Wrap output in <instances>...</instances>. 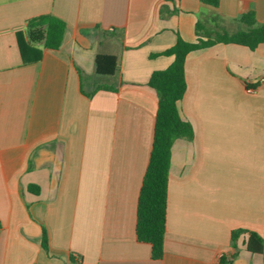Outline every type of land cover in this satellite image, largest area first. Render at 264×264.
I'll use <instances>...</instances> for the list:
<instances>
[{
    "label": "crops",
    "instance_id": "1",
    "mask_svg": "<svg viewBox=\"0 0 264 264\" xmlns=\"http://www.w3.org/2000/svg\"><path fill=\"white\" fill-rule=\"evenodd\" d=\"M248 11L264 24V0H0V264H264L245 235L235 257L230 245L236 229L264 237V43L186 56L177 108L193 136L171 145L160 260L134 230L157 108L148 80L173 61L151 55L177 35L194 42L197 22L245 30ZM40 14L65 22L59 49L28 43ZM99 54L117 57L114 75L95 73Z\"/></svg>",
    "mask_w": 264,
    "mask_h": 264
},
{
    "label": "trees",
    "instance_id": "2",
    "mask_svg": "<svg viewBox=\"0 0 264 264\" xmlns=\"http://www.w3.org/2000/svg\"><path fill=\"white\" fill-rule=\"evenodd\" d=\"M202 3L217 7L219 0H200ZM161 18L169 15L165 8L160 9ZM239 22L246 26L245 30L233 33L212 32L200 22L195 25L196 40L188 42L179 35L175 43L168 49L151 55L172 56L171 64L163 69L153 71L148 86L155 90L157 108L153 126V140L142 177L136 202L135 239L138 243L150 247L152 260L163 257V240L165 235L167 187L171 145L177 138L191 139L193 129L183 120L177 108V102L185 92L184 64L186 56L195 50L207 48L217 43L237 44L253 51L264 43V24H257L253 11L239 17ZM65 22L52 14H40L27 20L25 31L30 45H42L45 49L60 48L65 33ZM22 51V44H19ZM95 73L111 76L117 72L118 59L114 55L99 54L94 59ZM38 193L39 188L34 186ZM241 235H245L244 246L252 254L264 253V237L254 231L245 229L232 230L230 245L233 248L231 257L236 256V243ZM41 247L48 249L46 233L42 232ZM218 264H231L225 257Z\"/></svg>",
    "mask_w": 264,
    "mask_h": 264
},
{
    "label": "rangeland",
    "instance_id": "3",
    "mask_svg": "<svg viewBox=\"0 0 264 264\" xmlns=\"http://www.w3.org/2000/svg\"><path fill=\"white\" fill-rule=\"evenodd\" d=\"M103 81H104V83H110V81H109V80H105V79H104Z\"/></svg>",
    "mask_w": 264,
    "mask_h": 264
},
{
    "label": "built area",
    "instance_id": "4",
    "mask_svg": "<svg viewBox=\"0 0 264 264\" xmlns=\"http://www.w3.org/2000/svg\"><path fill=\"white\" fill-rule=\"evenodd\" d=\"M261 81L264 82V79H262Z\"/></svg>",
    "mask_w": 264,
    "mask_h": 264
}]
</instances>
